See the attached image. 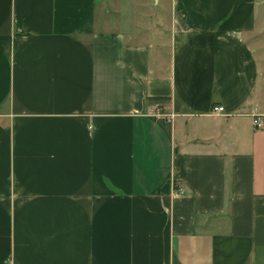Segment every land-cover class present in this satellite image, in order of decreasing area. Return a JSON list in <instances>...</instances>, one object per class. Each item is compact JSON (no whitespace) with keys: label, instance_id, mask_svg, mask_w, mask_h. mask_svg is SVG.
<instances>
[{"label":"crops","instance_id":"obj_1","mask_svg":"<svg viewBox=\"0 0 264 264\" xmlns=\"http://www.w3.org/2000/svg\"><path fill=\"white\" fill-rule=\"evenodd\" d=\"M152 1L0 0V264H264V0Z\"/></svg>","mask_w":264,"mask_h":264},{"label":"built area","instance_id":"obj_2","mask_svg":"<svg viewBox=\"0 0 264 264\" xmlns=\"http://www.w3.org/2000/svg\"><path fill=\"white\" fill-rule=\"evenodd\" d=\"M214 111L217 113H221L224 112L225 109L223 106H218L216 108H214ZM254 126L256 129H261L264 127V120L262 118L261 115H259L258 113H256L255 118H254ZM180 191H183L182 189Z\"/></svg>","mask_w":264,"mask_h":264},{"label":"rangeland","instance_id":"obj_3","mask_svg":"<svg viewBox=\"0 0 264 264\" xmlns=\"http://www.w3.org/2000/svg\"><path fill=\"white\" fill-rule=\"evenodd\" d=\"M115 1H119V0H115ZM112 2H114V0H112ZM150 2H151V5H153V1L152 0H150ZM115 3V2H114ZM145 6H148V4H144ZM150 5V4H149ZM123 6V5H122ZM168 12V11H167ZM261 14H262V18L264 17V6H262V8H261ZM167 36V35H166ZM257 37H259V39L257 40L258 41V43H260L261 45H264V29H262V33L259 35V36H257ZM260 54H262L263 56H264V52L262 51ZM262 60H263V57H262Z\"/></svg>","mask_w":264,"mask_h":264}]
</instances>
